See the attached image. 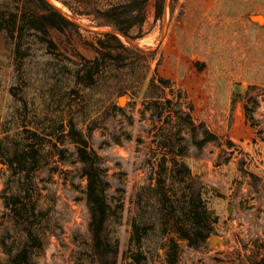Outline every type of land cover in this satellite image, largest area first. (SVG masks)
Instances as JSON below:
<instances>
[{"label":"rangeland","instance_id":"1","mask_svg":"<svg viewBox=\"0 0 264 264\" xmlns=\"http://www.w3.org/2000/svg\"><path fill=\"white\" fill-rule=\"evenodd\" d=\"M51 1L63 12L45 0H34L56 23L54 39L62 50L87 57L94 55L95 47L126 50V60L108 65L90 88L83 120L84 130L92 131V148L105 160L112 201L121 205L117 264H130L127 250L134 194L154 163L150 155L156 148L154 132L165 110L164 98L174 94L173 88L154 85L155 74L170 77L186 91L193 116L215 136L200 150L190 146L184 160L203 184L217 222L197 248L178 240L175 264H264V0H167L165 7L163 0L159 13L155 0H64L71 8L63 0ZM111 6H126L127 12L142 16L137 17L140 21L132 17L127 31L134 44L117 33L82 28L113 30L97 26L101 12ZM237 18L235 25L251 22L234 33ZM136 47L152 49L148 71L139 77L120 74L121 65L142 55ZM11 75V61L0 43L2 116ZM245 98L244 125L232 127L239 100ZM53 140L65 148L64 159L55 157L58 171L43 170L37 182L54 190L57 206L67 219L60 236L50 237L39 264H77L72 234H84L86 229L85 180L70 162L75 139L62 129ZM9 173V167L0 163V220L6 210L1 192ZM211 236L222 241L213 242ZM169 240L170 236L151 264H167ZM4 260L0 245V262Z\"/></svg>","mask_w":264,"mask_h":264},{"label":"trees","instance_id":"2","mask_svg":"<svg viewBox=\"0 0 264 264\" xmlns=\"http://www.w3.org/2000/svg\"><path fill=\"white\" fill-rule=\"evenodd\" d=\"M162 3L155 0L157 13ZM122 7L102 11L97 26L130 37L127 31L140 14ZM56 30V23L34 0H0V43L12 70L3 116L0 112V163L10 169L1 192L6 210L0 220L5 256L0 264H39L50 237L63 232L66 212L58 208L54 190L37 182L43 170L51 167L58 171L55 157L64 159L65 148L53 140L54 133L62 129L75 139L70 162L85 180L83 199L88 218L85 233L72 234L75 262L117 264L121 205L112 201L105 160L89 146L90 130H84L83 120L90 88L108 65L126 60V50L95 47L91 57L67 53L54 39ZM138 52L142 55L135 61L119 67L120 74L139 77L148 71L154 53ZM154 85L173 88L174 94L164 98L165 110L154 132L156 148L150 155L154 163L134 194L127 250L130 264H151L166 247L168 236L166 263L175 264L177 241L197 248L217 222L203 184L184 160L190 146L200 150L215 136L193 116L191 99L173 79L155 74ZM244 108L247 111V104Z\"/></svg>","mask_w":264,"mask_h":264},{"label":"crops","instance_id":"3","mask_svg":"<svg viewBox=\"0 0 264 264\" xmlns=\"http://www.w3.org/2000/svg\"><path fill=\"white\" fill-rule=\"evenodd\" d=\"M238 21H240L239 18L235 19V21L233 23L234 24V27H233L234 33L236 32V30H238V29H240L242 27L245 28L247 26V24H249L251 22L250 19H249V20H247V22H241V23H238L239 25H235V24H237ZM219 32H217V33L219 34ZM245 102H246V98L242 99V100H239L240 106L236 107V112H235V115H236L235 119L236 120H234V123L231 124L232 127L233 126H237V127H241V128L243 127V125H244L243 121H244V115H245V112H244V104H245ZM91 133H92V131H90V134H89L90 136L87 137V140H88L89 146L92 147V145L90 143Z\"/></svg>","mask_w":264,"mask_h":264},{"label":"water","instance_id":"4","mask_svg":"<svg viewBox=\"0 0 264 264\" xmlns=\"http://www.w3.org/2000/svg\"><path fill=\"white\" fill-rule=\"evenodd\" d=\"M45 1L48 2V3H50L52 6H54V8H56V10H58L59 12H63L59 7L55 6V5L52 3L51 0H45ZM166 2H167V0H164V7L166 6ZM163 16H164L163 24H164V28H165V26H166V22H165V14H163ZM82 28L87 29V30L92 31V32H96V33H117V34H120L121 36H123V38H124L127 42H129V43H131V44H134V42L132 41V39H131L130 37H128V36L122 34L121 32H119V31H117V30H115V29H113V30H109V31H104V30H99V29H95V28H88V27H85V26H83ZM163 36H164V30H162V32H161V34H160V38H159V41H158V45H159L160 42L162 41ZM136 48H137L138 50L142 51V52H150V51H152V49H151V50H146V49H143V48H140V47H136ZM120 101H121V100H120ZM211 238H212L213 242H221V241H222L221 239L216 238V236H211Z\"/></svg>","mask_w":264,"mask_h":264},{"label":"bare ground","instance_id":"5","mask_svg":"<svg viewBox=\"0 0 264 264\" xmlns=\"http://www.w3.org/2000/svg\"><path fill=\"white\" fill-rule=\"evenodd\" d=\"M256 19H261V17H259V16H257V17H255Z\"/></svg>","mask_w":264,"mask_h":264}]
</instances>
